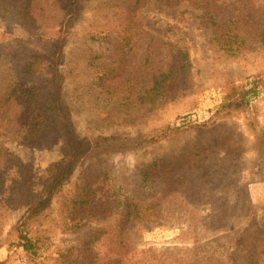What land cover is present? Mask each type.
I'll use <instances>...</instances> for the list:
<instances>
[{"label": "rangeland", "instance_id": "rangeland-1", "mask_svg": "<svg viewBox=\"0 0 264 264\" xmlns=\"http://www.w3.org/2000/svg\"><path fill=\"white\" fill-rule=\"evenodd\" d=\"M122 2L80 0L62 47V73L68 62L80 64L63 79L75 133L92 140L133 139L167 126L182 132L150 147L100 151L84 159L32 226L36 246L29 253L17 239L16 223L62 166L66 148L58 135L43 149L1 137L0 145L16 156L19 167H8L0 153V264H204L210 257L213 264H264V253L256 251H241L232 262L245 230L264 223V157L247 119L254 115L256 131L264 133V92L248 112L209 121L226 88L249 85L264 74V44L254 32L264 24V0H214L208 9L183 1L173 7L170 0H132L126 34L117 21L103 22L107 8ZM93 14L103 31L95 39L89 28ZM226 30L241 37L232 56L216 49ZM30 40L18 18H0V41L28 49L35 45ZM6 107L5 117L25 124L27 107L19 100ZM223 140L224 150L204 152ZM154 187H184L177 205L199 206L201 217L210 216L213 197L217 205L239 203L246 209L223 227L202 231L197 223L190 229L183 222L165 225L169 209L162 203L153 224ZM193 187L200 188L202 202L192 198Z\"/></svg>", "mask_w": 264, "mask_h": 264}, {"label": "trees", "instance_id": "trees-1", "mask_svg": "<svg viewBox=\"0 0 264 264\" xmlns=\"http://www.w3.org/2000/svg\"><path fill=\"white\" fill-rule=\"evenodd\" d=\"M79 1L52 0L49 6L47 0H0V18H11L12 20L18 18L31 37V45L32 43L35 44L28 49L24 47L14 49L0 41V139L4 137L7 142L43 149L50 147L55 141V136L58 135L62 136L63 145L66 148V158L62 166L53 174L43 189L36 194L34 201L16 223L17 239L25 253L32 252L36 246V240L34 241L31 237L32 226L38 223L49 210L55 194L84 159L100 151L121 152L150 147L168 141L182 132L180 127L167 126L152 134L141 135L133 139L98 137L85 140L76 135L71 120V107L63 93V79L76 74L80 64L77 61L76 63L68 62L64 66L63 73L59 67L62 59L61 50L66 42L71 23L79 15ZM181 1L192 8L208 9L213 5L214 0H170L167 5L176 7ZM131 8L133 9L132 0H123L118 5L115 3L113 7H108L107 12L103 15L104 26L117 21L118 25L124 26L121 32L126 34L130 30H127L126 24L129 14H131ZM18 9L19 11L16 13ZM90 22L89 28L94 34L90 38L95 39L97 34L103 32L99 25H96V14H93ZM212 25L214 26V24ZM222 28L218 26L217 30L221 31ZM254 32L257 34L258 42L263 45L264 24L262 27H254ZM122 33L118 37L124 36ZM219 38L220 40L216 41L218 43L217 51L224 50L228 51L231 56L235 55L234 50L238 48L234 49L233 47L241 37L237 33L233 34L226 30L221 32ZM122 40L126 41L128 37H124ZM160 85L161 82L155 83V87ZM248 86L249 88H247ZM225 90L221 104L209 119L213 124L218 119L231 118L248 112L250 102L259 93L264 92V74L257 76L249 85L231 86ZM14 99L19 100L23 108L24 106L28 108L29 117L24 125L17 119L5 117L8 109L6 106L10 101H15ZM247 119L249 120V130L254 133V144L261 156L264 157V133L256 131L254 115L252 117L247 116ZM208 123L203 126L207 127ZM209 133L207 132V134ZM216 134L213 136L215 137ZM217 142L216 146V143H212V146L204 149V152H212L214 148L224 150L223 146L227 144L226 141ZM0 153L8 160V167H19L16 156L3 145H0ZM198 153H200L199 145H196L193 148V154L198 155ZM183 192L184 187H154L153 194L150 196L154 211L150 220L154 219L153 224L157 223V216L162 211L159 210L162 203H167L169 209V219L162 221L165 225L183 222L187 229H190L197 223L202 231L207 230L208 227H223L232 216L241 214L242 208L243 210L246 209L244 204L238 205L239 203L231 206L225 203L217 205L214 201L215 197H213L210 216L201 217L198 212L199 206L188 205L182 201L180 205H177L178 198L183 196ZM191 192L192 198L202 202L203 193L200 192L199 187H193ZM171 213H175V216L179 217L174 218ZM242 238L243 241L239 243L235 260L232 262L238 261V255L241 251H248L247 253L256 251L258 255L264 253V223L250 225ZM211 260L212 257L201 262L213 264ZM252 263V260L239 261V264Z\"/></svg>", "mask_w": 264, "mask_h": 264}]
</instances>
